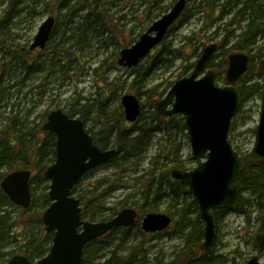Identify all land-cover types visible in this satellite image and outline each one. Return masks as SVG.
<instances>
[{
    "label": "rangeland",
    "instance_id": "rangeland-1",
    "mask_svg": "<svg viewBox=\"0 0 264 264\" xmlns=\"http://www.w3.org/2000/svg\"><path fill=\"white\" fill-rule=\"evenodd\" d=\"M23 1L19 6L20 12L3 32L7 42L16 49L9 50L5 45H0V113L14 109L24 118L30 111L25 116L27 127L37 129L38 125H43L51 110L61 108L65 113H73V117L80 118L82 106L93 105L84 123L93 137L104 126L114 124L119 114L124 119L121 98L126 93L134 94L139 99L141 112L137 123L150 122L154 106L146 101L147 91L157 88V91L166 93L177 79L190 74L192 69L185 71V67L197 60L205 46L212 42L218 44L229 31L237 35L245 26L247 17L235 15L237 7L230 9L226 6L220 13L219 9L225 0L209 1L214 11L218 9L217 13H210V8L199 11L198 4L202 0H188L184 11L188 15L187 19L177 23L161 43L175 51L172 54H159L162 61L155 65L149 66L146 62L149 54L135 67L126 68L117 64L120 51L136 42L155 19L170 10L176 0H70L69 11L58 10L56 0ZM259 1L264 3V0ZM0 2L1 14L7 0ZM48 15L56 19L53 34L42 49V55H39L40 50L32 51V57L40 60L37 62L38 68L30 69L28 73L19 63L21 54L29 49L39 25ZM196 32L201 38L184 47L185 36ZM207 38L213 40L206 42ZM234 40L235 37H230L228 44ZM262 45L264 37L256 44L258 47ZM194 47H197L196 55H193ZM221 51L215 52L216 61L222 58ZM252 81L263 82L264 79L259 73L249 83ZM216 83L220 86L227 84L225 72L216 79ZM106 99L105 114H102L100 102ZM259 111L260 95H251L242 101L231 121L228 140L243 157L249 156L252 150ZM177 147L180 149L177 158L179 164L185 169L195 167L196 161L192 157L185 127L173 123L161 131L150 132L146 148L140 155L108 161L88 171L80 179L74 194L82 199L81 206L87 203L84 218L99 221L102 214L113 213L117 206L134 207L140 204L142 197L137 177L152 167L156 171H165L177 164L174 160ZM50 158L45 160L47 166L52 164ZM8 170V165H4L0 173ZM46 183L35 186L32 195L35 205L23 214V219L41 210ZM182 185L178 195L172 197L166 195L168 186L163 185L165 194L158 201L157 211L171 216L172 224L144 243L146 257L151 262L159 259L167 263L174 259L177 251L184 246L186 232L191 229V221L197 215V208L191 205L194 197L188 187ZM240 201L242 207L213 210L217 238L207 255L219 258L212 264H244L253 255L264 262V250L258 249L255 244L257 229L264 218V199L245 190ZM0 210L9 213V222H14L21 214L16 205L0 206ZM42 225L28 221L24 229L29 238L36 237L39 229L44 227ZM201 225L203 227V223ZM20 226L15 224L9 235L11 232L18 235L16 232ZM138 227L140 222L133 225L127 245L140 244L144 239ZM120 237V233H115L109 242L92 246L88 251L90 261L97 263L108 257ZM19 254L25 255L11 238L0 244V264H6L11 256Z\"/></svg>",
    "mask_w": 264,
    "mask_h": 264
},
{
    "label": "water",
    "instance_id": "water-1",
    "mask_svg": "<svg viewBox=\"0 0 264 264\" xmlns=\"http://www.w3.org/2000/svg\"><path fill=\"white\" fill-rule=\"evenodd\" d=\"M186 0H176L172 8L155 19L139 39L120 51L117 60L123 67H135L149 52L159 45L170 26L185 9ZM54 16L42 21L30 44V49H43L53 31ZM216 43L205 46L194 63L191 73L177 79L166 94L158 100L157 114L184 117V127L196 166L189 170L173 169L172 178L186 185L197 203V213L203 222L201 247L212 248L216 241L213 209L230 207L238 199L236 178L244 169L245 161L228 140L231 121L241 105V94L235 82L248 70L250 55L232 52L227 57L226 85L216 83V71L208 67L216 50ZM264 79V57L258 62ZM124 118L134 122L140 113L139 99L126 93L121 98ZM42 129L56 137L55 160L44 171L49 181V206L42 213V223L52 232L49 251L31 261L24 255H13L6 264H81L85 246L118 227H131L137 216L133 207L121 209L105 221L81 218L79 198L71 191L89 170L112 158L116 148L102 149L93 143L80 118L70 117L57 108L49 112ZM248 161L253 166L264 163V82L260 91L258 124L254 130V143ZM31 171L18 169L6 174L0 188L12 203L28 208L31 204ZM171 216L164 212H149L141 220L144 232L163 231L170 226ZM255 243L264 250V234L255 236ZM244 264H264L257 255Z\"/></svg>",
    "mask_w": 264,
    "mask_h": 264
},
{
    "label": "trees",
    "instance_id": "trees-1",
    "mask_svg": "<svg viewBox=\"0 0 264 264\" xmlns=\"http://www.w3.org/2000/svg\"><path fill=\"white\" fill-rule=\"evenodd\" d=\"M209 1L210 0L200 1L198 4L199 11L203 12L205 10H209L210 8V13H217L218 9H215L214 11L213 6H209ZM23 2V0H7L6 5L0 14V45H5L9 50H14L16 47L7 42L8 39H6V37L3 35V32L10 27L11 21L14 19L16 14L20 12L21 9L19 6H21ZM69 2L70 0H56L55 6L58 10L66 9L69 11V8L71 7ZM226 6L230 9L237 7L238 9L235 15H246V24L243 28H241V31L237 35L234 34V31H229V33L223 37L220 42H218L216 51L222 49L220 53L222 58L219 61H216V57L213 55L208 62V67L214 69L216 71L217 78H219L226 70L227 57L230 53L245 52L250 55L248 70L235 83L240 91L242 103V101L247 99L249 96L260 94L263 86V82H249L254 78V76H259L258 62L264 57V45L260 47L256 46L257 41L264 37V3H261L259 0H225L219 9L220 13L224 11ZM184 11L185 9L177 21L178 24L184 22L188 17ZM3 36L4 38H2ZM230 37H235V40L228 44ZM199 38H201L199 32L186 35L184 47L192 45V42ZM212 40L213 38H207L206 42ZM161 43L155 49H153L147 58L146 62L149 64V66L155 65L162 61V59L159 58V54H172L175 51L167 48L165 45H161ZM42 53L43 51L40 50L39 55H42ZM196 54L197 47H194L193 55ZM21 56L22 60L19 63L23 65L28 73L30 72V69L32 71L38 68L37 62L40 60V58L34 59L32 57V50H24ZM33 62H35L34 65L32 64ZM194 63L188 64L185 67V71L191 70ZM139 74L140 73L138 72V76ZM136 81L137 79H135V82ZM139 83H141V81H139ZM141 86L142 85L140 84V87ZM137 93L139 95L140 92L138 91ZM147 93L148 96L146 101L153 104L154 106V104L165 94V91H157V88H152L149 89ZM106 103L107 99L100 102V111L102 114L105 112ZM92 108L93 105H83L80 109V119L84 123L92 111ZM29 113L30 111L27 112V114ZM27 114L24 115V118H21L19 116V112H15L14 109H10L7 113H0V168L4 165H8L9 167L7 172L0 173V181L7 173L11 171L17 169H28L32 172L30 178L31 195H34L36 188L35 186L37 184L42 182L47 183L45 185V191L42 194L41 210L37 214L32 215L31 217L29 216L27 219H23L22 217L23 214L29 211V208L32 207V205H35L34 196H32V202L28 208L23 209L18 207L20 208L21 214L14 222H9V213L6 214L5 211L0 210V244L7 241L8 238H11L17 243V248L19 251L25 254L29 260L33 261L47 254L52 242L53 233L47 232L44 226L39 229L36 237L31 236V238H29L24 227L27 225L28 221H34L40 226L43 224L41 218L42 213L50 204V199L47 194L49 183L44 177V171L48 167L45 164V160L48 157H51L49 162H54L56 140L55 135L52 132L43 130L42 126L40 125H38L37 129H34V127L28 129L25 118ZM68 115L73 116V113ZM173 123L182 127L184 126V118L178 117V115H159L153 110L150 114V122H144L143 124L139 125L137 121L129 124L121 117V114H119V117L115 120L114 124L110 126H104L100 132L96 133V136L93 137V141L102 149L109 147L116 148V154L109 161H113L118 158L132 157L135 155H140L142 152H144L150 132L161 131L163 128H166ZM179 150V147H177L174 153V160L177 161V164L172 166L170 169L165 171H156V168L152 167L145 174L137 177L136 181L141 188L142 202L140 204L134 205L133 207L137 211V219L134 225L138 224L146 213L157 212L158 201L163 196V194H165V191H163V185L168 186V191L166 193L167 196L172 197L178 195V191L180 189L179 187L183 185L179 180L172 178L171 170L185 169L183 165L179 164L177 159L179 157ZM243 159L245 161L244 169L235 180V184L239 189V197L231 207H242L240 201L241 194L245 190H249L253 194L255 193V195L264 199V163L259 166H253L248 161V156L243 157ZM76 186L72 189L73 195L75 194ZM80 202L82 205V199H80ZM86 204L87 203H83L82 206L81 217L83 219H85L84 217L86 215ZM4 205L15 206L0 188V206ZM191 205H193L195 209L197 208L194 199L192 200ZM123 208L126 207L117 206L113 213L106 215L105 213L102 214L99 221H105L112 218ZM94 218L95 217H91V219ZM191 222V229L186 232V242L184 246L177 251L174 259L167 263L159 259H155L153 262L149 261L143 248L144 243L147 240L151 239L154 235L161 234L163 231L150 234L143 232L141 228L138 227V231L144 239H142L140 244L130 246L127 245L126 242L131 236L132 226L128 228H115L104 236L89 242L83 250L81 264H212V262L217 260L219 257H209L207 255L208 251L201 247V239L203 236V227L201 225L202 221L199 216L196 215ZM15 224L21 225L19 231L16 232L18 235H14V233L11 232L10 236V231ZM115 233H120L121 237L118 244L115 245L110 251V255L104 258L102 261H98L97 263L91 262L88 258L89 249L92 246H99L109 242ZM258 233L264 234V218H262L261 224L257 229L256 234ZM233 255L234 259L235 254Z\"/></svg>",
    "mask_w": 264,
    "mask_h": 264
},
{
    "label": "flooded vegetation",
    "instance_id": "flooded-vegetation-1",
    "mask_svg": "<svg viewBox=\"0 0 264 264\" xmlns=\"http://www.w3.org/2000/svg\"><path fill=\"white\" fill-rule=\"evenodd\" d=\"M175 3V2H174ZM173 6V5H172ZM171 6V7H172ZM48 16H50V15H48ZM53 16V15H52ZM55 22H56V19H55V16H54V26H55ZM176 24H177V22H175L174 24H173V27H171L169 30H168V32H170L173 28H174V26L176 27ZM53 30H54V28H53ZM52 34H53V31H52V33H51V35H50V38H49V40L51 39V36H52ZM49 40H48V42H49ZM29 49H30V45H29ZM33 50H41V49H39V48H34ZM86 129V131L90 134V132L87 130V128H85ZM91 135V134H90ZM92 136V135H91ZM93 137V136H92ZM93 143H94V141H93ZM96 144V143H95ZM97 145V144H96ZM100 147V146H99ZM101 148V147H100ZM109 148H112V147H109ZM86 174V173H85ZM195 200V199H194ZM196 202V201H195ZM196 205H197V203H196ZM229 208H231V206L230 207H227V208H223V209H214V210H226V209H229ZM212 214H213V210H212ZM197 215H198V213H197ZM213 217H214V215H213ZM202 221V220H201ZM214 222H215V219H214ZM172 223V222H171ZM203 223V222H202ZM168 229V228H167ZM167 229H165V230H167ZM215 229H216V227H215ZM164 230V231H165ZM143 231V230H142ZM144 232V231H143ZM145 233H149V232H145ZM155 233H158V232H155ZM150 234H154V233H150ZM216 234H217V231H216ZM216 238H217V236H216ZM202 240H203V236H202ZM201 243H202V241H201ZM205 250V249H204ZM208 251V250H207Z\"/></svg>",
    "mask_w": 264,
    "mask_h": 264
}]
</instances>
